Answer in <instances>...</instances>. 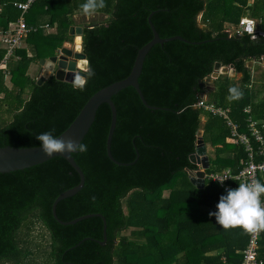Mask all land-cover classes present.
<instances>
[{"label": "trees", "instance_id": "1", "mask_svg": "<svg viewBox=\"0 0 264 264\" xmlns=\"http://www.w3.org/2000/svg\"><path fill=\"white\" fill-rule=\"evenodd\" d=\"M19 1L0 0V31L17 21L21 11L14 3ZM82 3L36 0L25 14L28 45L16 48L6 70L0 69V147L40 145L35 136L53 129L59 135L94 92L125 78L138 49L153 37L151 12L161 38L179 35L189 42L157 43L145 56L138 83L147 104L156 108L145 106L131 86L111 97L116 123L110 151L127 165L107 156L111 111L105 103L81 140L87 151L72 153L84 184L56 204V215L69 221L100 213L105 244H100V217L68 225L53 217L54 199L80 180L67 160L55 156L0 173V264H239L249 234L225 231L209 216L226 191L207 178L203 187L193 185L188 170L198 165L189 155L201 129L212 150L206 173L235 174L249 160L245 145L234 141L222 117L194 107L201 95L228 108L238 132L249 137L254 150L258 145L248 118L264 119V69L252 72L248 61H264V36L251 38L238 33V26L249 15L264 32V0H105L106 7L95 13L103 20L79 25L73 16L83 13ZM70 26L82 28V51L95 73L83 91L53 72L41 84L30 74L32 63L73 41ZM5 51L0 42V60ZM216 63L233 65L240 78L228 73L211 78ZM230 87L242 90L243 98L229 101ZM258 244L264 260V231Z\"/></svg>", "mask_w": 264, "mask_h": 264}, {"label": "water", "instance_id": "2", "mask_svg": "<svg viewBox=\"0 0 264 264\" xmlns=\"http://www.w3.org/2000/svg\"><path fill=\"white\" fill-rule=\"evenodd\" d=\"M153 12L148 16V24L152 30L153 37L147 43H145L142 47H140L136 53L132 68L129 74L120 80H117L107 86H104L94 92L84 103V105L79 110L78 114L71 121V123L65 128L59 135L56 137L67 139L71 137L76 140L77 143L81 142L88 129L92 125L96 111L101 104H107L110 108V124L108 128V133L106 137V153L109 159L115 162L118 165H127L128 163H121L115 160L110 151L111 139L115 128L116 123V109L115 105L111 100V97L117 94L120 90L131 86L138 93L141 101L148 108H156L155 106H150L145 101L143 94L140 90L138 78L142 70V65L144 62V58L147 55L148 51L154 44H162L164 42L170 40H181L186 41L179 35L161 38L157 31L155 30L150 18ZM81 31L82 28L80 26H70L69 34L73 36V41H65L62 46L55 52L53 56L49 59L41 58L38 61L39 69L36 74L37 83L41 84L46 77H48L52 72L58 80L67 81L72 83L73 73L74 71H80V67L78 62L80 60H86V54L82 51L81 45ZM76 37H79V45L75 44ZM78 46V47H77ZM61 62H64V65H61ZM218 73H229L233 74L234 68L233 65L229 66H221L219 63H216L214 66V71L211 74V78L217 77ZM82 75H86V73L82 72ZM206 120V117L203 119ZM203 131L200 129L197 132L196 136V149L193 153L189 155V159L192 163L196 165H200L201 168H197L195 171L188 170L190 182L198 188H201L204 184V175L205 169L209 167L208 155L206 153V146L202 137ZM55 156L63 157L67 162L73 167V169L79 175V183L72 188H69L63 192H61L53 201L51 211L53 217L61 224L68 225L74 224L80 220L85 218H89L92 216H98L103 221V240L100 242L101 245L105 244L106 241V222L105 218L100 213H89L84 214L79 217H76L69 221H62L56 215V204L63 198L72 196L76 194L84 184V174L81 171L78 164L75 162L72 157V153H54L52 156H47L43 153L40 145L37 146H29V147H14V146H2L0 147V173L10 172L21 170L24 168H28L42 162H45Z\"/></svg>", "mask_w": 264, "mask_h": 264}, {"label": "built area", "instance_id": "3", "mask_svg": "<svg viewBox=\"0 0 264 264\" xmlns=\"http://www.w3.org/2000/svg\"><path fill=\"white\" fill-rule=\"evenodd\" d=\"M35 1L36 0H23L14 3V5L20 9L21 14L15 23L11 24L5 31H0V42L6 47L5 54L0 60L1 70H6L7 62L12 56L14 50L22 46L24 38L28 35L30 29L26 24L25 14ZM45 28L47 30L50 29L48 25H46ZM34 30H36V28ZM241 32L250 35L251 38H255L258 35L264 36V32L259 31L257 28V19H254L249 15L243 16L240 19L238 33ZM6 74H8V72H6ZM194 107L203 108L211 114L222 117L227 126L230 127L231 136L234 138V141L245 145V150L247 151V157L249 159L245 166L235 174H230L227 170L211 173H206L205 171L204 179L207 178L216 182V184L225 191L226 189L238 187L240 182H250L253 179H258L260 181L261 179L264 180V134L263 130L261 132V129L264 128V119L259 122L253 117L248 118V128L258 144L254 150L249 141V137L246 134L238 132L237 126L229 117L228 108H222L221 106H216L214 103L208 102L205 95L200 96L198 101L194 104ZM245 112L249 113L250 108H245ZM259 124L260 128L258 127ZM255 154L260 157L256 162L253 159L255 158ZM198 167L201 168L200 165H198ZM260 237L261 232L259 234H249L248 243L241 251L239 264H264V260L258 256V241ZM224 264L227 263L224 262Z\"/></svg>", "mask_w": 264, "mask_h": 264}, {"label": "clouds", "instance_id": "4", "mask_svg": "<svg viewBox=\"0 0 264 264\" xmlns=\"http://www.w3.org/2000/svg\"><path fill=\"white\" fill-rule=\"evenodd\" d=\"M106 7L105 0H84L80 8L85 16L94 15ZM84 72L86 75H82ZM95 73L90 67L74 71L72 79L73 90L83 91L88 78ZM229 101H238L243 98V92L238 87L228 89ZM54 129L39 133L35 139L39 142L43 153L52 156L54 153H84L87 145L72 139L58 138L53 135ZM95 197H93V200ZM216 211L209 212L214 216L216 224L225 231L240 229L245 234H259L264 231V183L258 179L250 182H240L238 187L226 189L216 205Z\"/></svg>", "mask_w": 264, "mask_h": 264}, {"label": "rangeland", "instance_id": "5", "mask_svg": "<svg viewBox=\"0 0 264 264\" xmlns=\"http://www.w3.org/2000/svg\"><path fill=\"white\" fill-rule=\"evenodd\" d=\"M105 16H102V15H98V14H94V15H91V16H85L83 13L81 12H77L73 18L75 20L76 23H78L79 25L83 24V23H92V22H98L100 20H103ZM199 17V16H198ZM52 29H50L49 31H51ZM27 42H24L22 43V46L24 47H27ZM59 49V48H58ZM57 49V50H58ZM56 50V51H57ZM55 51V52H56ZM38 69H39V64L38 62H35V63H32L31 64V67H30V74H33V75H36V73L38 72ZM9 84V83H8ZM168 194V190H165L163 191V196H167Z\"/></svg>", "mask_w": 264, "mask_h": 264}, {"label": "crops", "instance_id": "6", "mask_svg": "<svg viewBox=\"0 0 264 264\" xmlns=\"http://www.w3.org/2000/svg\"><path fill=\"white\" fill-rule=\"evenodd\" d=\"M262 59V58H261ZM248 66L252 68V72L254 71V69L261 67L262 69H264V61H260V60H255L252 59L250 61H248ZM81 68V67H80ZM229 74V73H228ZM230 76H235L236 80H238L241 76L240 73H233V74H229ZM206 146V153L210 154L212 152L211 148L209 147L208 144H205ZM205 180V179H204ZM205 184V181H204ZM203 184V185H204ZM203 187V186H202ZM223 189V188H222ZM224 190V189H223ZM225 191V190H224Z\"/></svg>", "mask_w": 264, "mask_h": 264}, {"label": "bare ground", "instance_id": "7", "mask_svg": "<svg viewBox=\"0 0 264 264\" xmlns=\"http://www.w3.org/2000/svg\"><path fill=\"white\" fill-rule=\"evenodd\" d=\"M79 41H80L79 37H76V39H75V44H78V45H79ZM77 47H78V46H77ZM64 64H65L64 62H61V65H64ZM78 65H79V67H81V68H86V67H87V62L84 61V60H80V61L78 62Z\"/></svg>", "mask_w": 264, "mask_h": 264}]
</instances>
